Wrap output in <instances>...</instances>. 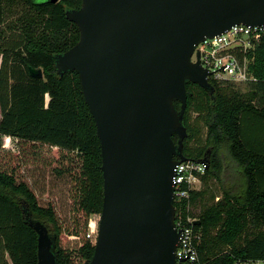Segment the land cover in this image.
<instances>
[{"label":"trees","instance_id":"obj_1","mask_svg":"<svg viewBox=\"0 0 264 264\" xmlns=\"http://www.w3.org/2000/svg\"><path fill=\"white\" fill-rule=\"evenodd\" d=\"M80 4L0 0V264H9L6 254L11 264H37V234L27 215L53 236L57 264H83L93 254L103 195L100 143L77 72L59 75L54 65V55L78 40L77 26L65 11ZM28 67L41 68L42 77L31 76ZM250 69L257 79L245 92L228 81L208 79L212 93L186 84L182 152L187 158H204L207 167L200 175L201 188L173 204L176 221L181 218L199 234L195 247L201 264L264 260V133L258 131L264 127V35ZM175 106L179 109L180 103ZM198 123L205 129L203 139ZM177 138L172 136L174 142ZM43 147L76 165L56 169L69 176L68 222L53 204L40 203L19 175L24 149L37 155ZM224 152L240 167L245 187L235 191L221 185L215 200ZM63 234L78 245L64 247Z\"/></svg>","mask_w":264,"mask_h":264},{"label":"water","instance_id":"obj_2","mask_svg":"<svg viewBox=\"0 0 264 264\" xmlns=\"http://www.w3.org/2000/svg\"><path fill=\"white\" fill-rule=\"evenodd\" d=\"M65 15L78 40L54 55V65L59 75L79 76L103 177L94 250L83 264L183 262L175 255L173 172L188 159L186 84L213 92L193 50L233 25L264 24V0H81ZM28 71L42 77L41 68ZM25 219L37 234V264H57L47 227Z\"/></svg>","mask_w":264,"mask_h":264},{"label":"built area","instance_id":"obj_3","mask_svg":"<svg viewBox=\"0 0 264 264\" xmlns=\"http://www.w3.org/2000/svg\"><path fill=\"white\" fill-rule=\"evenodd\" d=\"M264 35V24L246 26L233 25L219 35L205 38L200 41L193 50L192 59L196 57L208 73V79L215 81H228L235 83H250L256 81V77L250 69L253 62V52ZM206 161L188 158L180 161L174 167V201L187 198L190 190L195 189L200 181V175L205 172ZM191 222V218L186 219ZM180 230V238L175 255L177 260H184L176 264H201L198 261V253L195 247L199 234L191 226L184 225L181 218L176 221ZM234 264H264V260H237Z\"/></svg>","mask_w":264,"mask_h":264},{"label":"rangeland","instance_id":"obj_4","mask_svg":"<svg viewBox=\"0 0 264 264\" xmlns=\"http://www.w3.org/2000/svg\"><path fill=\"white\" fill-rule=\"evenodd\" d=\"M9 19L10 17L7 18V20ZM1 25L2 24H0V26ZM230 83L241 92L248 90L249 83ZM198 126H200L203 139L205 136V129L201 123H198ZM24 152V160L19 175L35 191L40 203L53 204L63 221L68 222L70 218L69 208L72 204L68 191L70 185L69 176L57 174L56 169L60 167V165H67L69 166L68 168H74L75 166L76 168L75 163L68 162L63 156H60L56 150L47 151L45 147L40 149L37 155L31 148H25ZM223 155L225 156L224 165L226 167L224 177L230 176L231 178V175H234V172H236L237 164L227 153L224 152ZM234 180L239 181L237 177H235ZM95 218L96 217L91 216L90 220L94 221ZM60 238L61 244L64 247L70 248L74 245H78V241L74 239V237L63 234Z\"/></svg>","mask_w":264,"mask_h":264},{"label":"crops","instance_id":"obj_5","mask_svg":"<svg viewBox=\"0 0 264 264\" xmlns=\"http://www.w3.org/2000/svg\"><path fill=\"white\" fill-rule=\"evenodd\" d=\"M259 121V120H258ZM255 122H257V119H255ZM262 122V121H261ZM260 124V122H259ZM264 127L261 128V126L259 127L258 131L259 133L263 134L264 133ZM258 133V132H257ZM259 135V134H258ZM254 144L257 145V147L259 148V142H254ZM223 173L221 175V184L219 183L218 184H214V187H217V191H216V196H215V200H217L219 198V196L221 195V192H220V186L222 185L225 189H232V190H235V191H238V190H241L245 187V180H244V176L243 174H241V169L240 167L237 165L236 166V172H234V175H231V178L230 176L229 177H224V172L226 170V167L224 165V168H223ZM236 175V176H235ZM237 177L239 179V181L237 180H234V178ZM226 179V180H225ZM201 188V179L198 183H196L195 185V189L194 190H199ZM5 260L9 263H10V260H9V257L8 255L6 254L5 255Z\"/></svg>","mask_w":264,"mask_h":264}]
</instances>
